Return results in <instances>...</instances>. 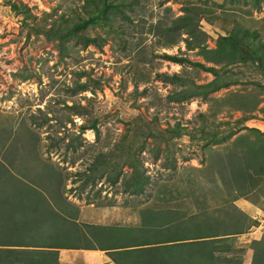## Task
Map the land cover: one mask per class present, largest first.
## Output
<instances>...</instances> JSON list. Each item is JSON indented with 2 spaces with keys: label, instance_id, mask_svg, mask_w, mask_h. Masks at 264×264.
Returning <instances> with one entry per match:
<instances>
[{
  "label": "rangeland",
  "instance_id": "obj_1",
  "mask_svg": "<svg viewBox=\"0 0 264 264\" xmlns=\"http://www.w3.org/2000/svg\"><path fill=\"white\" fill-rule=\"evenodd\" d=\"M194 224L179 261L264 264V0H0V264H155L111 248Z\"/></svg>",
  "mask_w": 264,
  "mask_h": 264
},
{
  "label": "trees",
  "instance_id": "obj_2",
  "mask_svg": "<svg viewBox=\"0 0 264 264\" xmlns=\"http://www.w3.org/2000/svg\"><path fill=\"white\" fill-rule=\"evenodd\" d=\"M215 5H216V3H215ZM216 6H218V4ZM182 10H183L182 14L173 17L171 20L172 23L178 24V25H175V27L173 29H169V30H175V31L177 30V32H175V35L173 36V37H175V39H173V41H172V38L169 39V43L167 45L168 47L175 45L178 37H179L178 41H183L185 43V45L189 47L191 44V41L193 39H195L199 34H201L202 36L204 35V33H202V31H200V29L198 28V21H199L198 17L196 15L194 16L192 14V11H193L192 7L183 6ZM158 22L160 24L163 23V21H158ZM178 30L179 31L181 30L182 32H179ZM181 34H185L186 37L181 38L180 37ZM88 40L89 39H85L84 44H86V42ZM163 44H166V43H163ZM163 56L165 58H167L168 60L174 61L176 63H180L181 61H183V59H181L180 57L174 56V55H163ZM81 129L82 130L90 129L94 132L95 135L98 134L97 128L95 127L94 124L89 125L88 127L81 126ZM55 175L57 176L58 174L55 173ZM88 181H89V179L88 180L85 179L81 183L80 188L83 189L84 186L87 183H89ZM55 217H58V215H55ZM67 222H69L68 219H67ZM168 222L166 223V225H164L165 226L164 229L167 230L169 233H171L174 231L175 225L170 226L172 223H168ZM191 227H192L191 229H194V231L196 228H198L196 231L197 235H195V232H191L190 231L191 229H188L191 234L184 235V233H181V237H177V238L170 237L168 235L167 238L164 236L163 239H158V237H157L158 235H149V237H148L149 239H147V241H145L144 243L140 242L139 240H135L134 236L141 235L145 232L143 230L138 231V230L132 229V230L128 231L131 235L130 236L131 238L129 237V239H125V241H127L129 243H126L125 245H123L124 249L118 250V248H120V247H114L111 249H115L114 252H122V254L125 255V257H127L128 255H130V257H131V254L133 255V254L142 252V253L146 254L147 256L139 255V257L143 256V257L147 258L148 261L151 260L155 264H178L179 262L181 264H186L184 259L182 261H179V259H177V255L179 256L180 252H181L179 250L180 245L185 246V244H186L188 246H191L196 242H204V240H205L204 243H207L209 240L213 241L211 239L217 236V235L213 234L212 227L210 228L209 234H207L205 231L202 234H200V229L202 227L200 225L195 226V224H194V226L192 225ZM110 229H114V228H110ZM76 234L77 233L75 232V237H78V235H76ZM151 236H153L152 239H151ZM154 238H155V241H154ZM196 238L202 239V241L192 242V240L196 239ZM206 240H208V241H206ZM204 243H201L202 246L205 245ZM21 246H26L27 248L31 247L29 249H27V248L26 249H18V250H22V251L32 250L30 252H26L27 254L29 253L26 257V259L28 261L35 259L36 257H40L42 264L46 263V261H45L46 259L51 260V261L55 262V264H57V254H58L59 249H77L78 248V247H71V246H73L72 244H62V243H55L52 245H50V244L46 245L45 243H41V245L36 244V245H21ZM86 248L87 249H95L94 247H86ZM108 249H110V248H108ZM255 259L257 260L258 258H255Z\"/></svg>",
  "mask_w": 264,
  "mask_h": 264
},
{
  "label": "crops",
  "instance_id": "obj_3",
  "mask_svg": "<svg viewBox=\"0 0 264 264\" xmlns=\"http://www.w3.org/2000/svg\"><path fill=\"white\" fill-rule=\"evenodd\" d=\"M62 250L63 249H61V251ZM58 252L60 253V250H58ZM82 252L83 255L82 256L80 255V257L78 256V261H77L78 264H113V262L109 258V253H105V251L97 250V249L96 250L85 249ZM71 264H76V263L72 261Z\"/></svg>",
  "mask_w": 264,
  "mask_h": 264
}]
</instances>
